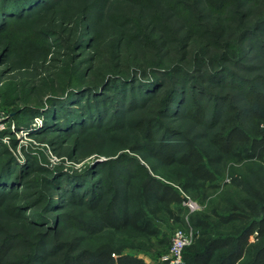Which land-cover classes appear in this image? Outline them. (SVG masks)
Listing matches in <instances>:
<instances>
[{"label": "trees", "instance_id": "1", "mask_svg": "<svg viewBox=\"0 0 264 264\" xmlns=\"http://www.w3.org/2000/svg\"><path fill=\"white\" fill-rule=\"evenodd\" d=\"M70 1L0 0L3 73L16 88L42 87L39 97L49 89L25 109L44 115L35 134L55 135L63 148L75 135L129 126V148L145 164L123 153L52 173L34 158L19 162L0 140V208L24 230L0 223V264H148L126 250L147 249L161 222L184 223L185 195L214 183L226 160L264 153L263 108L229 94L264 96V76L249 64L253 51L264 64V0L258 12L256 0ZM104 22L111 27L98 31ZM60 71L68 82L54 89ZM187 120L205 131L191 136ZM233 134L243 139L226 150ZM41 173L45 194L19 202ZM227 200L224 212L192 211L187 263L264 264V194L249 184L246 197Z\"/></svg>", "mask_w": 264, "mask_h": 264}, {"label": "rangeland", "instance_id": "2", "mask_svg": "<svg viewBox=\"0 0 264 264\" xmlns=\"http://www.w3.org/2000/svg\"><path fill=\"white\" fill-rule=\"evenodd\" d=\"M256 1L257 4L253 3L250 5V9H254L255 12H258L262 9V3L259 2V0ZM79 2H82V0L70 1V6L72 4L78 5ZM89 2H91V0H88L86 3ZM67 5L69 6V2ZM112 9L115 10L116 5L112 7ZM107 27H111L109 22H104L98 31L107 32ZM21 51L22 50L20 49L19 52ZM255 57H257V53L253 51L251 58L254 59H249V64L252 67H256L253 70V75H257L258 77V75L262 74L264 76V64H262L261 59ZM66 63L68 64L70 61L66 60ZM163 67L166 66H162V68ZM233 67L234 70L238 71L240 74L245 73L249 76L245 71L240 70L239 66ZM5 68V66H1L0 64V140L3 143V146H5L19 162L23 163L27 157H31L36 159L42 166L48 168L49 172L54 173L61 170L73 173L83 172L89 166L101 161H113L123 153H127L131 156H137L139 161L145 164V156H142L145 155V153L132 152L129 148L130 145L135 142V138L132 140L127 138L132 137L133 135L132 132H127V127L129 126L124 127V132L121 128L115 127L112 131L92 130L94 132L87 135H75L69 140V142L63 144V148H61L62 142L57 139L55 135L35 134L40 131L39 129L44 125V115L36 114L32 117L30 114L26 115L27 112L25 111L27 110L25 109L28 106H37V104L41 102L42 97H47L44 93L46 90L49 91V89H45L42 97H39L40 95L36 92L41 91L42 87H38L37 89L33 88V91H31L30 87L28 91L24 87L19 86L16 88L13 83L8 81L10 80L8 78L9 76L3 73L6 71ZM66 75H68L67 71H62L56 77L57 79L55 82L50 80L54 85V89H59L67 85L66 83L68 80ZM253 75L249 77H252ZM254 83L259 84L258 80ZM40 86L43 85L41 84ZM224 91L230 92V90ZM229 94L232 96L231 101L236 102L237 105L240 103V105L245 104L248 107L253 106V109L257 108V113H263L262 108L264 110V96H262L261 99L245 101L246 98L243 100L236 91H232ZM151 115L154 117L153 114H149V116ZM28 121L31 122L28 123ZM251 122L245 125L249 126L251 125ZM181 128L186 130L191 136H197V132L205 131L197 125L191 124L190 120L184 122V125ZM123 137H125L124 140L120 141ZM241 139H243L242 136L233 134L225 149L229 150L231 145ZM262 154L263 155L256 154L257 156L253 158H244L240 161L226 160L224 165L220 166L222 172L215 171L214 183H208L197 195H185L187 200H183V204L185 203L184 205L188 206L187 202L192 201L198 205V208L195 210H199L203 215H210L213 208L224 212L226 207L229 206V200L227 199L233 198L237 200L239 197H246L249 184L254 185L257 188L258 195L264 194V153ZM149 162L155 166L158 172L161 173V171H164V167L156 158H151ZM42 175V173L36 175L34 179L30 181L31 184L25 192L26 194L19 197L21 200L19 202L25 200L31 202L38 199L40 193L43 195L45 194V192H42L40 189L41 185L39 183ZM235 179H240V181L235 182ZM243 179L248 180L247 186L245 182L243 183ZM259 184L262 186L260 187ZM42 198L45 199L44 197ZM183 211L185 222L182 224L170 220L161 222L160 236L153 237L151 245L148 246L147 249H127L126 251L142 257L145 261H148V263L162 264V258L169 252L172 235L175 230L180 228L193 232V241L191 243L193 245L197 239L195 236L196 229L192 227L189 218L193 210L189 207V209L185 208ZM0 223L6 230H8V232H14L17 230L22 233L24 231L21 222H19L17 218L9 215L4 208H0ZM160 237L162 240H159Z\"/></svg>", "mask_w": 264, "mask_h": 264}, {"label": "built area", "instance_id": "3", "mask_svg": "<svg viewBox=\"0 0 264 264\" xmlns=\"http://www.w3.org/2000/svg\"><path fill=\"white\" fill-rule=\"evenodd\" d=\"M190 209L195 210L198 205L192 201L187 202ZM193 241V232L182 228L174 231L171 238L169 252L164 255L162 261L166 264H189L184 259L185 248Z\"/></svg>", "mask_w": 264, "mask_h": 264}, {"label": "crops", "instance_id": "4", "mask_svg": "<svg viewBox=\"0 0 264 264\" xmlns=\"http://www.w3.org/2000/svg\"><path fill=\"white\" fill-rule=\"evenodd\" d=\"M146 262L148 263V261H146ZM148 264H151V262H150V263H148ZM162 264H166V263H164V262H163Z\"/></svg>", "mask_w": 264, "mask_h": 264}]
</instances>
